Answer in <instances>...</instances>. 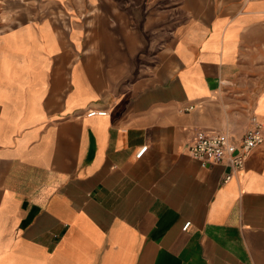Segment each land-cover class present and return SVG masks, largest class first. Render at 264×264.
Here are the masks:
<instances>
[{
  "label": "crops",
  "instance_id": "crops-1",
  "mask_svg": "<svg viewBox=\"0 0 264 264\" xmlns=\"http://www.w3.org/2000/svg\"><path fill=\"white\" fill-rule=\"evenodd\" d=\"M57 4L0 19V264H264V140L239 172L187 153L264 139V0Z\"/></svg>",
  "mask_w": 264,
  "mask_h": 264
},
{
  "label": "built area",
  "instance_id": "built-area-1",
  "mask_svg": "<svg viewBox=\"0 0 264 264\" xmlns=\"http://www.w3.org/2000/svg\"><path fill=\"white\" fill-rule=\"evenodd\" d=\"M105 111L91 110L86 117L105 116ZM251 127L245 132L240 145L225 133L204 134L198 132L193 141L187 146L188 155L200 163L201 169H208L212 165L226 164L231 172L243 169L250 153L263 143V125L255 117L250 118ZM146 147L136 152L135 158L139 159ZM227 177L226 179H228ZM190 223H186L182 230L186 231Z\"/></svg>",
  "mask_w": 264,
  "mask_h": 264
},
{
  "label": "rangeland",
  "instance_id": "rangeland-1",
  "mask_svg": "<svg viewBox=\"0 0 264 264\" xmlns=\"http://www.w3.org/2000/svg\"><path fill=\"white\" fill-rule=\"evenodd\" d=\"M66 0H23L13 5L11 13L0 10V19L2 24L6 26H15L21 22L34 21L43 16L55 15L60 10V5L57 3L65 2ZM57 15V14H56ZM4 21V22H3Z\"/></svg>",
  "mask_w": 264,
  "mask_h": 264
}]
</instances>
